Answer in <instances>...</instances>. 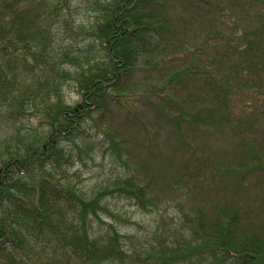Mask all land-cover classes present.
<instances>
[{"label": "trees", "instance_id": "obj_1", "mask_svg": "<svg viewBox=\"0 0 264 264\" xmlns=\"http://www.w3.org/2000/svg\"><path fill=\"white\" fill-rule=\"evenodd\" d=\"M191 2L212 13L217 27L177 20L158 0H0V264H264V227L244 223L240 206L211 213L204 200L142 257L115 227L94 232L92 223L101 221L108 195L158 211L156 181L131 174L86 195L61 169L65 144L77 146L95 114L103 116L109 102L127 107L142 97L150 85L138 74L168 69L160 97L178 125L200 136L202 128L218 131L230 144L227 156L234 149L229 129L240 140L239 160L253 156L259 135L264 149V0L260 24L243 23L234 10L239 0ZM79 9L89 15L86 25ZM59 31L71 41L60 65L74 75L55 64ZM65 79L77 93L72 104L61 96ZM177 85L184 98L167 94ZM29 117L46 120L43 129L23 126ZM198 161L181 165L177 186L203 172L201 186L209 187L207 159Z\"/></svg>", "mask_w": 264, "mask_h": 264}, {"label": "rangeland", "instance_id": "obj_2", "mask_svg": "<svg viewBox=\"0 0 264 264\" xmlns=\"http://www.w3.org/2000/svg\"><path fill=\"white\" fill-rule=\"evenodd\" d=\"M158 2L169 8L175 19H185L188 25L195 22L196 27H217L213 24L216 20L214 15L196 7L191 0ZM260 2L262 0H239L234 10L244 24H260L263 20L256 16L262 6ZM77 13L80 14L76 16L80 23L86 25L89 15L82 13L81 9ZM70 43L67 36L59 31L52 54L57 57L55 64L59 72L69 71L74 75L73 67L67 63L60 65V54L69 48L67 45ZM77 45L83 49L85 44L77 42ZM49 60L53 63L52 59ZM171 71L138 74L137 79L149 84V90L142 97L129 99L127 107L109 102L103 116L95 114L94 121L87 123L82 141L77 146L65 144V157L61 161L65 177L76 190L86 195L111 188L117 178L131 174L156 181V193L160 190L158 195L163 201L158 211L143 212L133 202L108 195L104 200L106 212L100 213L101 221L94 219L92 223L94 232L107 228L109 224L115 227L127 237L128 249L142 257L143 248L155 246L156 237L166 238L173 231L180 230L183 214L203 204L202 200L205 201V209L211 213L229 204L240 206L244 223L264 227V149H260L258 143L261 135L253 142V156L239 160L235 156L239 154L240 140L233 138L229 129L224 133L234 143L235 152L232 151L231 156H227L229 142L218 131L202 128L200 136L190 127L178 125L174 121V108L160 97L164 91L160 86ZM53 78L59 81L58 76ZM61 82L63 100L69 104L77 101L73 83L69 79ZM166 92L172 98L173 95L176 98V94L179 98L186 96L178 85ZM238 109L239 105L232 101V112L237 113ZM41 121L29 117L23 120L22 125L40 131L46 120ZM261 121L264 126V116ZM237 125L242 124L233 122V127ZM4 128L1 124L0 129ZM226 144L229 149H226ZM202 157L207 159L204 164L209 170V187L201 186L205 179L203 172L197 173L189 183L180 182L177 186L178 177L182 175L181 165L199 162ZM190 170L193 171L191 166Z\"/></svg>", "mask_w": 264, "mask_h": 264}]
</instances>
